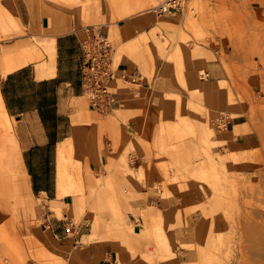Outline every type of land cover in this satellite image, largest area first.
Instances as JSON below:
<instances>
[{
    "label": "rangeland",
    "instance_id": "rangeland-1",
    "mask_svg": "<svg viewBox=\"0 0 264 264\" xmlns=\"http://www.w3.org/2000/svg\"><path fill=\"white\" fill-rule=\"evenodd\" d=\"M158 1L0 0V75L6 71L4 57L20 42L42 48L52 42L47 41L53 38L49 36L76 23L84 29L86 39L93 31L90 27L107 31L109 25L142 16L148 30L133 41L116 43L114 35L109 36L116 50L115 63L123 53L133 55L152 86L163 93V117L186 118L181 116L185 111H175V116L171 107L187 102L194 117L205 122L210 137L227 131L214 123L221 112L233 120L248 116L264 121V104L255 101L257 96L234 95L225 82L208 83L209 79L202 77L205 58H209L202 54L205 47L213 50L211 58L221 51L208 42L217 34V17L202 14L206 10L203 0H189L194 11L182 17L158 14ZM251 3L259 6L261 0ZM251 3H243L247 14L242 18L245 21L251 16L253 22L264 23V13L256 15ZM175 24L178 27L173 30ZM251 49L264 65V46ZM203 85L214 88L205 91ZM189 134H194L193 127L161 128L155 156L162 170L170 174L169 181L136 171L129 155L136 149L133 145L113 160V166L126 173L124 180L112 175L100 186H92L94 174L89 164L83 165L68 154L62 168V192L80 196V216L87 221L77 224L81 233H87L91 225L94 232L79 242L72 239L65 244L46 229L43 201L26 186L16 121L12 117L6 122L0 113V264H96L101 244L108 240H116L128 250L126 261L117 264H264V156L258 153L252 170L256 173H249L243 159L217 153L221 158L218 164L213 152L220 141L208 142L203 149L206 167L192 173L186 161L193 154L186 147ZM171 156L176 165L171 164ZM125 211L141 212L145 217L141 234H132L123 225ZM108 215L110 221L104 222ZM89 219H94L93 224ZM74 244L88 247L87 252L78 258Z\"/></svg>",
    "mask_w": 264,
    "mask_h": 264
},
{
    "label": "crops",
    "instance_id": "crops-1",
    "mask_svg": "<svg viewBox=\"0 0 264 264\" xmlns=\"http://www.w3.org/2000/svg\"><path fill=\"white\" fill-rule=\"evenodd\" d=\"M245 1L253 2L203 0L206 10L202 14L217 17L214 27L217 34L208 42L219 46L221 51L213 52L215 58H211L210 52L213 50L209 45L205 47L202 54L209 58H205L206 70L203 73L209 75L202 77L208 78V83L225 82L234 95L257 96L255 101L264 104V65L253 56L251 49L264 46V23L253 22L251 16L244 21L242 16L247 13L242 5ZM263 4L264 0L259 6L251 3L252 11L262 16ZM156 24L154 22L152 26L156 27ZM176 27L175 24L173 30ZM145 28L144 17L137 16L109 25L106 32L114 35L116 43L125 44L148 30ZM49 38L47 41L52 42L44 44L42 48L26 41L20 42L4 57L3 68L6 71L0 75V113L4 114L6 122L7 118L12 117L16 121L26 186L31 195L43 201L44 225L58 240L65 244L72 239L79 242L80 238L90 237L94 232L91 225L87 233H81L77 224L87 221L85 216H80V196L62 192L65 185L62 184V173H65L62 168H65L68 154L69 158L79 160L83 165L89 164L94 174L92 186H100L112 175H120L124 180L126 173L113 166V160H118L133 145L136 149L129 151V155L134 160L135 170H144L153 179L157 177L169 181L170 174L162 170V163L155 156L158 139L163 125H184L193 127L194 131L193 135L186 137V147L193 152L186 157L187 167L192 173L206 167L204 143L219 141L213 152L218 164L221 158L216 154H225L245 160L242 162L244 169L256 173L252 172L255 159L258 153L264 156L263 120L235 116L227 131L210 137L205 122L194 117L187 102L179 107L177 104L171 107L173 112L185 111L181 116L186 118L163 117L162 112L166 111L161 102L163 93L153 87L150 78L142 73L137 58L126 53L121 55L119 68L136 73L140 78L137 82L122 81L123 84H119L122 79L114 80L111 91L115 102L110 113L102 115L90 107L81 84L84 29L76 23L65 32ZM220 52L222 57L217 56ZM213 88L203 85L202 89L209 91ZM174 114L177 116L176 112ZM170 161L171 164L176 163L172 156ZM234 169L237 170L236 167ZM192 180L199 182L198 179ZM125 212L123 225L130 233L141 234L145 229V217L141 212ZM105 217L101 221L109 222V215ZM89 222L93 224L94 219H89ZM101 245L103 249L96 264L126 261L128 250L120 242L108 240ZM73 249H76L79 258L87 252L88 247L74 244ZM71 260L75 261L76 257Z\"/></svg>",
    "mask_w": 264,
    "mask_h": 264
},
{
    "label": "built area",
    "instance_id": "built-area-1",
    "mask_svg": "<svg viewBox=\"0 0 264 264\" xmlns=\"http://www.w3.org/2000/svg\"><path fill=\"white\" fill-rule=\"evenodd\" d=\"M189 0H159L155 10L160 15H186L193 8H189ZM88 37L83 41V59L81 63V84L84 95L90 107L102 115L110 113L115 102L111 91V84L117 77L125 82H137L140 78L136 73H129L120 69L115 63V48L109 34L100 26L88 28ZM203 73L202 76H208ZM233 117L221 112L214 120L221 129H228Z\"/></svg>",
    "mask_w": 264,
    "mask_h": 264
},
{
    "label": "bare ground",
    "instance_id": "bare-ground-1",
    "mask_svg": "<svg viewBox=\"0 0 264 264\" xmlns=\"http://www.w3.org/2000/svg\"><path fill=\"white\" fill-rule=\"evenodd\" d=\"M110 37V36H109ZM114 45V44H113ZM28 47V46H27ZM115 48V47H114ZM29 52H31V50L29 51ZM23 53V52H22ZM29 56V55H28ZM35 56V55H34ZM32 57H33V55H32ZM115 58V57H114ZM117 78H119V79H121L120 77H117ZM1 103V102H0ZM3 106V105H2ZM5 112V111H4ZM4 115V114H3ZM7 118V117H6ZM7 121H8V118H7ZM63 178V177H62Z\"/></svg>",
    "mask_w": 264,
    "mask_h": 264
}]
</instances>
